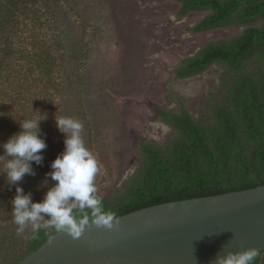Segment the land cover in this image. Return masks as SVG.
Masks as SVG:
<instances>
[{
	"label": "trees",
	"instance_id": "trees-1",
	"mask_svg": "<svg viewBox=\"0 0 264 264\" xmlns=\"http://www.w3.org/2000/svg\"><path fill=\"white\" fill-rule=\"evenodd\" d=\"M74 1L0 0V156H5L2 144L21 131L22 119H42L41 136L47 143L42 163L33 162L34 174L22 179L34 184L29 188L24 182L9 184L4 164L11 158L0 159V264H21L59 233L54 227L42 228L28 237L26 245L8 246L15 236L9 208L16 187L29 194L51 170L55 116L76 114L89 125L91 44L73 41L62 25L66 6L73 7ZM178 4L180 18L206 14L191 28L193 34L244 28L230 41L206 44L182 59L176 70L184 80L222 66L232 75L226 102L215 106L211 125L196 121L185 109L159 112L161 121L175 130V138L166 149L142 143V164L135 176L110 198L98 195L117 217L264 185V23L256 26L264 21V0H178ZM255 60L261 66L248 72L247 64ZM263 256L264 252L258 253L251 264H262Z\"/></svg>",
	"mask_w": 264,
	"mask_h": 264
},
{
	"label": "rangeland",
	"instance_id": "rangeland-1",
	"mask_svg": "<svg viewBox=\"0 0 264 264\" xmlns=\"http://www.w3.org/2000/svg\"><path fill=\"white\" fill-rule=\"evenodd\" d=\"M72 3L73 7L66 6L62 25L73 41L91 44V107L89 125L76 114L70 113L68 117L82 121L85 144L99 163L97 195L110 198L140 168L142 143L166 149L175 138V130L161 121V110L177 113L185 109L201 124L214 122V108L226 102L232 75L222 66L214 65L202 75L183 80L177 77L176 70L182 59L194 55L206 44L230 41L244 28L234 26L193 34L191 28L206 14L192 13L180 18L178 0H77ZM263 23L260 21L256 26ZM261 64L252 61L247 64V71L255 72ZM54 129L53 161L65 149V134L57 124ZM52 171L51 168L45 173L48 177L30 193L33 202L42 201L57 183L49 175ZM20 182L27 188L34 185L28 179ZM12 210L11 206L9 211ZM5 217L12 219L9 214ZM11 222L8 220L7 224L10 226ZM17 228L15 224L11 229L15 236L9 241V247L26 245L33 233L29 226L18 235ZM2 256L0 252V262Z\"/></svg>",
	"mask_w": 264,
	"mask_h": 264
},
{
	"label": "water",
	"instance_id": "water-1",
	"mask_svg": "<svg viewBox=\"0 0 264 264\" xmlns=\"http://www.w3.org/2000/svg\"><path fill=\"white\" fill-rule=\"evenodd\" d=\"M112 229L59 232L21 264H217L228 253L264 252V185L148 207Z\"/></svg>",
	"mask_w": 264,
	"mask_h": 264
},
{
	"label": "clouds",
	"instance_id": "clouds-1",
	"mask_svg": "<svg viewBox=\"0 0 264 264\" xmlns=\"http://www.w3.org/2000/svg\"><path fill=\"white\" fill-rule=\"evenodd\" d=\"M41 121H18L21 131L2 144L5 156H0V159L11 158L4 164L11 185H18L26 174H34L33 162L39 165L43 161L42 150L46 149L47 143L41 136ZM56 124L59 131L65 134V149L52 162L53 171L49 174L57 183L40 202H33L30 193L24 194L22 187H16L11 203L14 223L18 226L17 234H23L29 226L33 233L54 227L75 239L81 237L86 228L116 227L118 217L105 208L97 195L99 163L85 144L82 121L65 116L56 118ZM256 255L255 249L228 253L218 257L217 264H251Z\"/></svg>",
	"mask_w": 264,
	"mask_h": 264
}]
</instances>
